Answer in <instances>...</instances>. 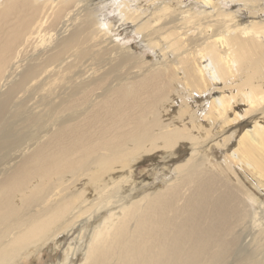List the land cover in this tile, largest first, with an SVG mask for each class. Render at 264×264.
Returning a JSON list of instances; mask_svg holds the SVG:
<instances>
[{
  "label": "bare ground",
  "instance_id": "1",
  "mask_svg": "<svg viewBox=\"0 0 264 264\" xmlns=\"http://www.w3.org/2000/svg\"><path fill=\"white\" fill-rule=\"evenodd\" d=\"M109 1L0 0V264H264V0Z\"/></svg>",
  "mask_w": 264,
  "mask_h": 264
},
{
  "label": "rangeland",
  "instance_id": "2",
  "mask_svg": "<svg viewBox=\"0 0 264 264\" xmlns=\"http://www.w3.org/2000/svg\"><path fill=\"white\" fill-rule=\"evenodd\" d=\"M110 9H104L108 15H113L114 17L109 18V22L115 20V11L117 9V0H110L108 2ZM106 21V22H107ZM141 40L132 42L133 45L138 47L139 51L143 54L150 55L152 58L155 57V53L149 49L148 47L144 46L140 43ZM162 159H153L149 163L143 165L139 170L138 178H146L150 180L153 184L159 185L164 179L165 175H161L159 167L156 168L157 165L161 164ZM73 245L71 241H63L59 244L53 245L49 250L56 252V256L53 257L52 253L48 252L49 250H45L43 253H40L38 256L29 255L27 258H24L22 264H49V263H56L65 261L67 258L65 252L68 248ZM78 264L83 262V259H78Z\"/></svg>",
  "mask_w": 264,
  "mask_h": 264
}]
</instances>
